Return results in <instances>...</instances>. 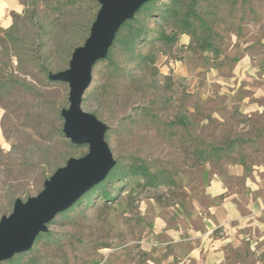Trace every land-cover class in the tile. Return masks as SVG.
Instances as JSON below:
<instances>
[{"label": "rangeland", "instance_id": "rangeland-1", "mask_svg": "<svg viewBox=\"0 0 264 264\" xmlns=\"http://www.w3.org/2000/svg\"><path fill=\"white\" fill-rule=\"evenodd\" d=\"M198 8L210 31L180 34L173 44L140 43L138 50L153 56L154 63L130 61L120 51L115 65L100 60L85 92L83 109L109 124L106 139L116 160L128 164L140 157L157 180L138 177L113 201L84 200L59 214L48 225L51 236L26 251L22 264H179L186 257L185 240L175 239H190L191 229L203 224L200 213L212 201L207 188L226 164L204 160L199 150L235 142V156L237 135L252 138L256 122L248 128L238 97L252 86L261 87V80H237L234 71L240 64L241 74L248 67L262 73L264 64V0H200ZM92 13L86 10L60 27L53 26V15L46 18L51 34L41 41L36 26L27 28L29 43L35 48L40 44L41 51L35 52L42 54L39 59L47 53L48 65L68 68L62 46L81 39V20ZM155 22L147 19L151 26ZM209 34L214 49L204 51L200 46ZM3 37L4 30L0 67L3 80L11 81L0 88V220L12 213L17 198L36 196L56 166L89 151L88 145L69 146L65 140L70 139L58 132L63 130L61 109L70 104L69 83L46 79L32 62L20 67L10 46L9 54L2 52ZM235 56L238 64L232 66ZM91 89L97 95L87 99ZM229 183L240 185V178ZM258 222L263 226L254 222L239 246L228 249L224 264H264V221ZM167 228L171 234L163 231Z\"/></svg>", "mask_w": 264, "mask_h": 264}, {"label": "water", "instance_id": "water-1", "mask_svg": "<svg viewBox=\"0 0 264 264\" xmlns=\"http://www.w3.org/2000/svg\"><path fill=\"white\" fill-rule=\"evenodd\" d=\"M149 0H100V9L87 40L73 50L69 67L51 72L49 79L69 83L68 107H63V133L73 145H88L89 151L66 164L45 180L44 188L27 200L17 198L12 213L0 220V262L29 251L49 224L102 182L117 162L105 137L109 124L83 109L85 92L91 86L95 64L105 59L121 26L132 20Z\"/></svg>", "mask_w": 264, "mask_h": 264}, {"label": "trees", "instance_id": "trees-1", "mask_svg": "<svg viewBox=\"0 0 264 264\" xmlns=\"http://www.w3.org/2000/svg\"><path fill=\"white\" fill-rule=\"evenodd\" d=\"M23 5L22 12L12 13V25L7 28H0V31L4 30V46L2 49H6V53L9 54V46L14 56L18 59V65L24 67L26 64L31 62L39 68L40 72L44 74L45 78L49 77L51 72H59L62 70H55L54 67L48 65L47 53L39 59L38 54L35 52L41 51L40 44L37 48L29 43V38H27L26 31L30 26L34 25L37 27V35L41 40H43L47 34L51 32L47 29L49 24H46V18H51L53 15V26H64L65 21L69 18L75 19L84 14L86 10H91L93 13L91 16L82 18L81 22L83 26L82 36L79 40H68L62 46V59L69 63L73 50L76 46L80 45V41H86L93 21L96 18L97 12L100 6V0H20ZM200 0H149L147 3L142 5L140 10L136 13L132 20L124 23L117 33V38L113 45L109 49V54L105 58L109 63L115 65V55L119 51L130 59V61L141 59L144 62L154 63V57L149 53L145 54L138 50L140 43L146 44L148 42L159 41L168 44H173L177 41L180 34H196L197 29L205 31L208 29L210 31V26L208 25V19L202 17V12L198 8V3ZM48 9L45 15L42 14L43 10ZM209 13V10L205 11ZM214 11H211L213 13ZM48 13V14H47ZM148 18H153L155 26H151L147 23ZM201 22V26L198 23ZM63 28V27H62ZM170 28V29H169ZM63 31L60 29V33ZM63 34L60 35L62 37ZM211 35L205 36L204 43L200 46L202 50L214 49L211 39ZM40 43V42H39ZM45 51V50H44ZM43 51V52H44ZM217 52L218 50L215 49ZM40 60V61H39ZM238 58L235 56L231 58L232 66L238 63ZM1 62V61H0ZM117 65V64H116ZM96 66V64H95ZM118 66V65H117ZM261 69L264 72V64L261 65ZM66 69V68H65ZM5 75L4 68L0 67V88H4L6 83H10L11 78L8 80H3ZM18 84H23L20 81H16ZM25 84V83H24ZM87 99L91 98L96 94L94 89H91L87 93ZM62 115V109L60 112V119ZM64 126V124H63ZM62 128L58 129L59 134L62 135ZM108 133L105 135L107 137ZM69 146H73L70 140H65ZM236 143L230 142L223 146H209L208 148L199 150V155L206 161L211 159H216L217 161L226 158L234 163L238 160L235 154ZM56 168H58L56 166ZM138 177L144 178L149 182H155L158 175L152 171L151 165H149L145 160L140 157H136L128 164H123L121 161H117L115 167L110 171L108 176L100 183L96 184L92 189L83 195V199L74 204L72 207L66 209V212L61 213L66 215L71 212L75 207L80 205V202L86 200L87 204L92 203L95 199L97 201L104 200L109 202L113 201L118 197V192H120L124 187H128L129 184L137 179ZM17 200V199H16ZM15 200V201H16ZM55 219L52 221L54 222ZM51 222V224H52ZM51 232L41 233L36 238V243L42 238H49ZM33 250V248L31 249ZM22 254H17L13 258L7 261L8 264H22L21 260L24 257ZM2 264V262H0Z\"/></svg>", "mask_w": 264, "mask_h": 264}, {"label": "crops", "instance_id": "crops-1", "mask_svg": "<svg viewBox=\"0 0 264 264\" xmlns=\"http://www.w3.org/2000/svg\"><path fill=\"white\" fill-rule=\"evenodd\" d=\"M22 11L20 0H0V28L10 27L12 13ZM239 65L234 71L237 80L244 76L261 80V87L252 86L250 92L238 97L241 105L238 110L248 119V128L251 129L252 122H256L251 130L255 134L252 138L237 135L238 160L234 163L225 158L219 160L226 164L221 174H213L207 188L212 201L206 211L200 213L203 224L191 229L193 235L190 239L197 240L196 243L189 244L187 240L190 239L185 238L175 239V242L185 240L183 245L187 247V255L179 264H224L228 249L239 246L256 226L254 222L263 226L258 220L264 221V136L260 138L264 135V72L258 73V68L248 67L241 74ZM248 146L251 150H245L244 147ZM232 178H240V185L232 186L229 183ZM163 231L166 235L171 234L169 228Z\"/></svg>", "mask_w": 264, "mask_h": 264}]
</instances>
